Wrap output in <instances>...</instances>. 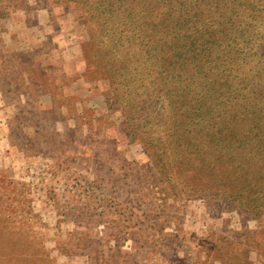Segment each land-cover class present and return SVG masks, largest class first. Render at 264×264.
Segmentation results:
<instances>
[{
	"label": "rangeland",
	"instance_id": "obj_1",
	"mask_svg": "<svg viewBox=\"0 0 264 264\" xmlns=\"http://www.w3.org/2000/svg\"><path fill=\"white\" fill-rule=\"evenodd\" d=\"M263 135L264 0H0V264H264Z\"/></svg>",
	"mask_w": 264,
	"mask_h": 264
},
{
	"label": "trees",
	"instance_id": "obj_2",
	"mask_svg": "<svg viewBox=\"0 0 264 264\" xmlns=\"http://www.w3.org/2000/svg\"><path fill=\"white\" fill-rule=\"evenodd\" d=\"M195 40L191 41L190 43V51L188 53V59L189 56L191 55L192 48L194 47ZM187 52V51H186ZM154 58L158 59V55H154ZM173 64V61H167L166 65L161 64V69H160V75L159 79L163 81L162 84H160V89L162 92L165 93V96L168 97V95L171 93L172 98H179L180 101H184V103L187 104V108L189 107L190 109L189 112L191 113L188 116L183 115V119H181L182 122H187L189 123L190 126H192L191 122L189 121V118L193 119L197 124H200L204 126V128H208L210 131V136L214 140L215 146L217 144H225L226 146L222 147L221 149H216L220 154H224L227 152L228 154H231V158L234 160H239V158H242V160L249 158L252 154L255 152L252 150H248L247 145L252 144L253 140L257 136H250L249 134H243L242 131L240 132H233L231 129L232 127H229L230 122L233 120V114H236L239 116V118L235 121V123L243 124L244 122L246 123L247 119L245 116L242 115V113H234L233 107L230 105L228 102V106L226 107V112H228V116H230L229 120H222L224 117V112L221 109L220 112H216V106L213 102L209 101L207 105L209 106L206 111L207 116L211 115V117H207L205 120V116L203 113H201L199 108L200 106L197 105L198 102H200V99L196 98L198 95H205L206 91L198 88H192L190 84L187 81V78L184 79L182 77V74L180 72H176L173 69L168 70V68ZM195 76V75H194ZM196 78V76H195ZM197 79V78H196ZM179 84V85H178ZM200 84V83H199ZM197 86V85H194ZM151 95H153V92L149 91ZM193 99L191 101L190 99ZM195 102V103H193ZM171 104V103H170ZM241 106V103H239ZM225 107V104L222 108ZM215 109V110H213ZM230 111H233L232 113ZM223 113V114H222ZM262 118V117H261ZM260 119V118H259ZM178 126V125H177ZM176 126V127H177ZM175 127V128H176ZM207 130V129H206ZM258 142L264 143V135L261 137H258ZM235 143L236 147L234 145V148H229L231 147V144ZM259 150V149H258ZM256 157L259 155V153L254 154Z\"/></svg>",
	"mask_w": 264,
	"mask_h": 264
}]
</instances>
